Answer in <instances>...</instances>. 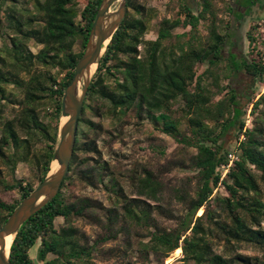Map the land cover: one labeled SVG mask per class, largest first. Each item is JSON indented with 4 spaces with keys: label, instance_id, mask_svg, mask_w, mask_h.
Here are the masks:
<instances>
[{
    "label": "trees",
    "instance_id": "16d2710c",
    "mask_svg": "<svg viewBox=\"0 0 264 264\" xmlns=\"http://www.w3.org/2000/svg\"><path fill=\"white\" fill-rule=\"evenodd\" d=\"M20 1L0 0V227L50 170L59 141L64 90L85 50L102 2L27 0L30 6L21 7ZM198 2L201 8L196 13L188 2L181 1L177 17L163 18L157 37L146 39L153 16L129 0L126 16L90 84L70 173L57 196L15 235L10 264H98L93 260L95 247L83 240L73 219L97 218L96 209L102 207L89 197L72 200L70 196L78 151L99 153L95 140L80 138L85 135L82 122L95 127L83 114L92 109L91 101L96 97L108 100L114 115H124L132 108L138 117L144 113L156 129L196 149L189 163L190 171L195 172L194 186L191 190L172 187L177 201L187 208L176 225L158 221L156 215L168 219L174 215L169 207L147 201L161 202L166 185L154 171L145 170L134 182L137 197L127 196L120 183L112 179L120 208L108 209L111 235L116 236L114 227L119 221L146 228L149 240L140 241L143 259L149 261L153 254L161 264L174 251L176 256L183 254L179 258L183 264H264V258L219 253L210 237L217 229L228 242H249L264 248V201L259 197L260 182L264 181V92L240 93L243 88L233 86L240 74L264 86V48L259 45L263 25L256 22L246 31L254 57L243 58L236 53L226 57L223 45L230 24L219 22L211 0ZM253 3L248 1L249 9ZM201 23L206 34L200 31ZM178 28L183 31L175 33ZM30 42L42 47L35 53ZM203 65L207 67L201 71ZM110 80H114L113 85ZM9 85L19 88L23 98H12ZM3 100L18 102L19 113L2 119ZM178 100L182 102L180 116H174ZM244 104L252 106L250 127L243 119ZM236 127L237 145L230 150L223 139ZM231 152L237 158L228 167ZM21 162L35 170L36 181L15 177ZM101 170L97 178L104 180L106 167ZM78 174L91 180L90 170ZM190 178L188 175L183 184H189ZM10 190H16L18 196L10 200L2 197V191ZM216 207L222 208L229 221L221 220ZM58 217L67 225L57 228ZM37 243L40 262L31 255Z\"/></svg>",
    "mask_w": 264,
    "mask_h": 264
},
{
    "label": "rangeland",
    "instance_id": "374dc122",
    "mask_svg": "<svg viewBox=\"0 0 264 264\" xmlns=\"http://www.w3.org/2000/svg\"><path fill=\"white\" fill-rule=\"evenodd\" d=\"M145 7V11L152 15L150 28L145 35L146 39H155L159 22L163 18H175L178 15L179 4L181 1L188 2L194 7L196 13L200 10L201 4L198 0H133ZM249 0H211L212 9L216 13V18L219 22L229 23L228 37L223 45V55L228 57L230 53H236L239 57L251 58L255 55L250 54V45L246 37V31L251 24L259 22L262 24L259 45L264 48V0H253V3L248 8ZM21 7H29L27 0L19 2ZM116 4L113 6L115 8ZM229 8L231 10L229 11ZM241 13L243 16H238ZM183 29L174 30L175 33L182 32ZM200 31L206 34V29L203 23L200 25ZM41 45L30 42V48L35 53L39 51ZM142 46H140L141 49ZM207 66L203 65L201 71ZM110 85L114 84V80L109 81ZM233 86L239 87L240 93L253 94V91L264 92V86H261L256 80L245 76L238 75L234 80ZM14 93L12 98H23L21 90L13 85L8 86ZM241 96H243L241 94ZM11 101V102H10ZM3 100L4 112L2 119H11L19 113L20 105L18 102L13 103L12 100ZM92 109L83 114L85 120H92L95 127H89L85 122L81 123V128L85 135H80L82 141L95 140L99 149V153H91L78 151V163L75 165L73 173L74 187L70 193L71 199L76 200L80 197H89L93 199L102 208L96 209L97 218L87 219L84 217H75L73 224L80 230L83 240L89 245L95 247L93 252V260L98 264H161V262L150 254L149 261L143 259V252L140 241H148L149 234L147 229L135 224H128L119 221L114 229L118 230L116 236L111 235L107 227V215L109 208L118 207V198L113 191L112 179H116L125 194L129 197H137L135 192L134 182L138 175H142L145 170H152L157 176L165 182L164 199L161 202L147 200L150 204H161L169 207L174 216L163 217L156 215L159 222L169 226H175L177 218L186 213V204L177 201L173 195L172 187L184 186L185 189L191 190L195 184V172L190 171L189 163L196 149L185 146L177 142L170 135L156 129L154 123L149 120L143 113L138 117L135 110L132 108L124 115H114L113 107L108 100L96 97L91 101ZM182 106L181 100H178L174 106V116H180L179 108ZM251 107L243 105L246 111L243 119L246 126L252 125ZM239 127L232 129L223 139L225 147L232 150L236 147V134ZM0 127V136H1ZM164 149L161 154L159 150ZM87 158V160H85ZM85 160V162H84ZM105 166L104 180L97 178V173L101 167ZM83 170L91 171V180L82 179L79 172ZM5 171L7 169L5 168ZM190 175L191 182L183 184L187 176ZM15 177L18 179L33 180L35 179V170L27 163L21 162L18 164ZM36 183V182H35ZM191 183V184H190ZM191 185V186H190ZM261 195L259 196L264 201V181L260 182ZM222 194L223 189L219 190ZM5 199H12L18 196L16 190L1 192ZM145 199V197H142ZM200 210V209H199ZM199 210L197 215H199ZM218 213L221 214V220L229 221L225 212L220 207H216ZM121 211V210H120ZM204 211V208H203ZM171 218V219H170ZM57 228L67 225L63 217H58L55 220ZM264 227V222H263ZM221 235V236H220ZM213 241L215 251L223 253L226 256L246 255L252 257L264 258V248L249 242H228L222 233L214 229V233L210 235ZM39 243L31 250V255L38 260ZM175 255V251L164 260L163 264H183ZM170 260V261H169ZM169 261V263H168Z\"/></svg>",
    "mask_w": 264,
    "mask_h": 264
},
{
    "label": "water",
    "instance_id": "95a60500",
    "mask_svg": "<svg viewBox=\"0 0 264 264\" xmlns=\"http://www.w3.org/2000/svg\"><path fill=\"white\" fill-rule=\"evenodd\" d=\"M128 3L129 0H102L98 8L85 50L64 90L59 141L53 153L50 170L0 227V264H10V251H6L7 237L12 235L14 238L28 219L57 196L70 173L80 117L90 84L108 43L126 16ZM54 162L57 164L56 168H53Z\"/></svg>",
    "mask_w": 264,
    "mask_h": 264
},
{
    "label": "bare ground",
    "instance_id": "6f19581e",
    "mask_svg": "<svg viewBox=\"0 0 264 264\" xmlns=\"http://www.w3.org/2000/svg\"><path fill=\"white\" fill-rule=\"evenodd\" d=\"M57 167V164L56 162H54V167L53 168H56ZM13 236H8L7 239H6V251L7 253L10 251V247H11V244L13 242Z\"/></svg>",
    "mask_w": 264,
    "mask_h": 264
},
{
    "label": "built area",
    "instance_id": "2783aa9c",
    "mask_svg": "<svg viewBox=\"0 0 264 264\" xmlns=\"http://www.w3.org/2000/svg\"><path fill=\"white\" fill-rule=\"evenodd\" d=\"M229 158H230V164L228 165V167L231 165L232 161H234V160L237 158L236 153H235V152H231V153L229 154ZM228 167L226 168L225 173L227 172Z\"/></svg>",
    "mask_w": 264,
    "mask_h": 264
},
{
    "label": "flooded vegetation",
    "instance_id": "af4514ba",
    "mask_svg": "<svg viewBox=\"0 0 264 264\" xmlns=\"http://www.w3.org/2000/svg\"><path fill=\"white\" fill-rule=\"evenodd\" d=\"M253 1V0H252Z\"/></svg>",
    "mask_w": 264,
    "mask_h": 264
}]
</instances>
